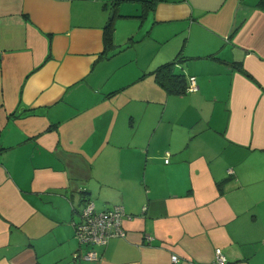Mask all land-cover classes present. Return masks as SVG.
I'll return each mask as SVG.
<instances>
[{
  "label": "crops",
  "instance_id": "0c3cea01",
  "mask_svg": "<svg viewBox=\"0 0 264 264\" xmlns=\"http://www.w3.org/2000/svg\"><path fill=\"white\" fill-rule=\"evenodd\" d=\"M150 1L0 0V264H264V3ZM85 199L125 211L92 261Z\"/></svg>",
  "mask_w": 264,
  "mask_h": 264
},
{
  "label": "built area",
  "instance_id": "2783aa9c",
  "mask_svg": "<svg viewBox=\"0 0 264 264\" xmlns=\"http://www.w3.org/2000/svg\"><path fill=\"white\" fill-rule=\"evenodd\" d=\"M187 81V93L198 90L194 76H188ZM166 156H169L168 152H166ZM124 216L125 211L121 205H113L111 208L98 211L95 203L91 199H85L79 213V220L74 222L73 225L75 237L79 245L90 248V250L84 254L76 251L73 253V257L87 261L98 259L97 252L93 250L94 247L104 246L111 238L124 237L126 235L122 227V219ZM171 260L173 263H176L178 258L173 255ZM215 262L216 264H224L226 262V257L220 249H216L215 251Z\"/></svg>",
  "mask_w": 264,
  "mask_h": 264
},
{
  "label": "trees",
  "instance_id": "16d2710c",
  "mask_svg": "<svg viewBox=\"0 0 264 264\" xmlns=\"http://www.w3.org/2000/svg\"><path fill=\"white\" fill-rule=\"evenodd\" d=\"M150 2L153 3L154 0H151ZM260 3H264V0H260ZM113 19H114V16H112L109 19V21L107 22L104 28L103 40L105 44V49H111L114 46ZM179 56L173 62L162 64L159 67H157L156 70L153 71L155 81L167 93H175V94L186 93L187 78L184 73L181 74L180 72L175 71L177 64L183 60ZM236 68L239 69L241 72L245 73V71L240 67V65L237 64Z\"/></svg>",
  "mask_w": 264,
  "mask_h": 264
},
{
  "label": "rangeland",
  "instance_id": "374dc122",
  "mask_svg": "<svg viewBox=\"0 0 264 264\" xmlns=\"http://www.w3.org/2000/svg\"><path fill=\"white\" fill-rule=\"evenodd\" d=\"M180 73L183 74L182 71H180Z\"/></svg>",
  "mask_w": 264,
  "mask_h": 264
}]
</instances>
